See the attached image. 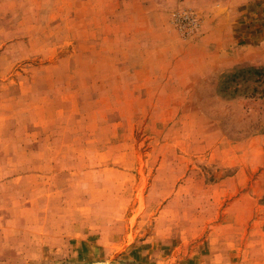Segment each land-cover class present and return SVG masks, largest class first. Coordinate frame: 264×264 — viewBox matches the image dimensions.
<instances>
[{
	"label": "rangeland",
	"instance_id": "obj_1",
	"mask_svg": "<svg viewBox=\"0 0 264 264\" xmlns=\"http://www.w3.org/2000/svg\"><path fill=\"white\" fill-rule=\"evenodd\" d=\"M236 248L264 264V0H0V264Z\"/></svg>",
	"mask_w": 264,
	"mask_h": 264
},
{
	"label": "crops",
	"instance_id": "obj_2",
	"mask_svg": "<svg viewBox=\"0 0 264 264\" xmlns=\"http://www.w3.org/2000/svg\"><path fill=\"white\" fill-rule=\"evenodd\" d=\"M262 0H260L261 2ZM216 255V254H214ZM214 255L212 257H214ZM217 256V255H216ZM243 250L242 249H239V248H236L234 251H230L228 254H221V258H225V259H228L229 257L232 258L234 257L235 258V262H233V264H243ZM242 258V260H241ZM231 262V261H230Z\"/></svg>",
	"mask_w": 264,
	"mask_h": 264
}]
</instances>
